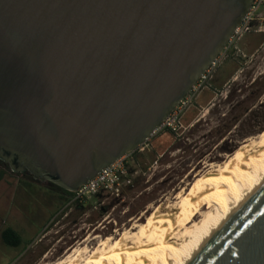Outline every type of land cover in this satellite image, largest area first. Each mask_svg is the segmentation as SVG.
Returning <instances> with one entry per match:
<instances>
[{"label":"water","instance_id":"obj_1","mask_svg":"<svg viewBox=\"0 0 264 264\" xmlns=\"http://www.w3.org/2000/svg\"><path fill=\"white\" fill-rule=\"evenodd\" d=\"M253 0H0V159L69 190L136 151ZM193 264H264V186Z\"/></svg>","mask_w":264,"mask_h":264},{"label":"rangeland","instance_id":"obj_2","mask_svg":"<svg viewBox=\"0 0 264 264\" xmlns=\"http://www.w3.org/2000/svg\"><path fill=\"white\" fill-rule=\"evenodd\" d=\"M176 124L173 135L162 126L144 149L127 156L131 182L122 183L119 194L101 190L76 203L61 200L44 182L26 192L15 180L0 181V232L12 227L21 237L11 245L0 233V264H54L88 238L95 246L96 239L145 222L147 210L185 180L193 182L207 164L227 160L264 132V7Z\"/></svg>","mask_w":264,"mask_h":264},{"label":"bare ground","instance_id":"obj_3","mask_svg":"<svg viewBox=\"0 0 264 264\" xmlns=\"http://www.w3.org/2000/svg\"><path fill=\"white\" fill-rule=\"evenodd\" d=\"M121 233L88 238L54 264H193L264 186V132L227 160L207 164Z\"/></svg>","mask_w":264,"mask_h":264},{"label":"built area","instance_id":"obj_4","mask_svg":"<svg viewBox=\"0 0 264 264\" xmlns=\"http://www.w3.org/2000/svg\"><path fill=\"white\" fill-rule=\"evenodd\" d=\"M263 7L264 0L252 1V5L249 12L243 19V22L235 29L227 48L212 62L208 69L201 75L199 80L193 86L189 95L179 103V105L173 110L171 115L164 121L162 126H169L173 130L177 129L178 125L176 123L178 122V119H180V117L182 116L185 106L192 101V99L197 95V93L201 90V88L205 85L209 78L212 77L216 68L221 63L223 55L229 49L233 41L240 39L246 33L252 30L255 21L259 18L261 9ZM146 144L147 142L141 145L139 149H144V146ZM127 156L119 158L114 163L106 166L97 174V176L89 180L87 183L81 185L80 188L75 191V195L71 201L80 203L82 202V200L89 196L97 195L101 192V190H109L113 191V193L119 194L120 185L122 183L131 182L129 167L126 161Z\"/></svg>","mask_w":264,"mask_h":264},{"label":"flooded vegetation","instance_id":"obj_5","mask_svg":"<svg viewBox=\"0 0 264 264\" xmlns=\"http://www.w3.org/2000/svg\"><path fill=\"white\" fill-rule=\"evenodd\" d=\"M0 169L5 176V179L8 181H14L18 185L19 191L34 192L38 190L39 184L42 182L39 179H36L29 171L15 172L6 165L4 162H0ZM46 189L54 194H56L61 200H65L69 195L65 194L63 191L55 187L56 184H51L48 181H45ZM57 215V214H56ZM55 216V215H54ZM7 229V228H6ZM36 242V241H35Z\"/></svg>","mask_w":264,"mask_h":264},{"label":"trees","instance_id":"obj_6","mask_svg":"<svg viewBox=\"0 0 264 264\" xmlns=\"http://www.w3.org/2000/svg\"><path fill=\"white\" fill-rule=\"evenodd\" d=\"M168 133L170 134H174V131L173 129L171 128H168ZM137 151V150H136ZM136 151L132 152L130 155L134 154ZM0 162L3 163V161L0 159ZM3 175V174H2ZM55 187L61 191H63L65 194H68L69 196L66 198V200L68 201H71L72 198L74 197L75 195V192L74 191H69V190H66L62 187H60L59 185H55ZM99 194V193H98ZM3 236L5 238V241L8 243V244H11V245H18L21 243V237L20 235L12 228V227H8L4 232H3Z\"/></svg>","mask_w":264,"mask_h":264},{"label":"crops","instance_id":"obj_7","mask_svg":"<svg viewBox=\"0 0 264 264\" xmlns=\"http://www.w3.org/2000/svg\"><path fill=\"white\" fill-rule=\"evenodd\" d=\"M3 179H5V176L3 177L1 169H0V181H2ZM0 228H1V224H0ZM6 230V228L4 230H1V236L3 237V239L5 240L4 236H3V232Z\"/></svg>","mask_w":264,"mask_h":264}]
</instances>
